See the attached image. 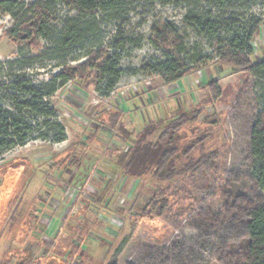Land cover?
<instances>
[{
  "label": "rangeland",
  "instance_id": "obj_1",
  "mask_svg": "<svg viewBox=\"0 0 264 264\" xmlns=\"http://www.w3.org/2000/svg\"><path fill=\"white\" fill-rule=\"evenodd\" d=\"M98 1L111 6L94 17L51 0H19L12 14L0 11V62H17L14 75L23 70L35 79H48L95 58L82 81L68 82L48 99L66 140H30L0 158V264H243L239 252L227 250L247 238L246 222L263 204L250 150L260 82L221 69L216 54L224 44L217 37L197 35L183 19L188 10H212L215 16H233L238 28L250 29L262 20L264 0H233L224 9L208 5L216 0ZM72 20L84 21L85 35L58 47ZM163 23L176 27L185 48L182 59L193 70L181 83L165 84L159 74L150 73L162 58L153 28ZM31 24L42 32L32 31L33 43L17 46L7 36L11 29ZM250 47L252 63L264 59V25ZM111 54H117L122 73L105 95L96 67ZM201 57L204 66L196 62ZM29 60L34 65L22 64ZM9 71L3 67L0 82L11 83ZM214 81L221 89L218 100L207 86ZM119 110L129 135L179 112L199 111L188 114L189 121L197 119L186 125L182 143L195 144L190 153L194 159L216 157L213 178L177 182L159 196L146 182L125 177L116 163L135 139L99 122L103 112ZM9 164L11 169L1 170ZM232 186L240 189L235 199L223 195ZM164 200L165 209L156 215L143 213Z\"/></svg>",
  "mask_w": 264,
  "mask_h": 264
},
{
  "label": "trees",
  "instance_id": "obj_2",
  "mask_svg": "<svg viewBox=\"0 0 264 264\" xmlns=\"http://www.w3.org/2000/svg\"><path fill=\"white\" fill-rule=\"evenodd\" d=\"M51 1L69 4L79 14L93 17L100 9L111 6L110 2L100 3L98 0ZM168 2L186 4L187 0H168ZM229 2H233V0H216L214 3L208 1V5L214 4L217 5L216 7L224 9L226 3ZM19 7V0H0V11L4 15L12 14L13 10ZM183 21L197 35L210 40L217 37L219 45L224 44L218 48L216 54L217 65L221 69L224 67L247 74L260 82L258 96L260 111L256 115L250 131V150L255 160L252 173L255 185L263 194V204L254 208L246 222L247 238L238 245H229L227 251L232 254L239 252L243 257V264H264V59L256 63L250 61L252 54L250 42L259 27L264 25V13L262 20H256L250 29L238 28V22L233 16H225V18L220 15L215 16L212 10L205 12L188 10ZM85 26L84 21L79 24L78 20L68 21L67 33L56 42L58 47L68 46L76 39L82 38L86 33ZM29 28L25 30L11 29L7 36L17 46L21 43H33L31 35L34 32L42 33L41 28L35 24H31ZM153 34L155 48L162 54V58L158 64L151 68L150 73L159 74L165 84L176 83L190 75L193 70H188L182 59L185 48L183 38L179 35L176 27L171 23L159 24L153 28ZM221 35H226V38L221 40ZM169 40H171L170 43ZM202 58H198L196 62L204 66ZM93 59L95 60L90 56L83 64L63 68L57 73L51 74L48 79L42 80L33 78V75H29L23 70L14 75L12 68L15 65L18 66L17 62H0V71L3 67L11 69V72L9 71L6 76L11 83L0 82V158L8 151L23 146L30 140H48L50 136L54 143L66 140L64 127L55 120V111L50 106L48 99L68 82L76 79L82 81L87 71L94 67ZM23 63L25 66L34 65L33 60ZM96 69L103 83L104 94H110L118 84L122 73L117 54H111ZM207 86L209 89L213 87L214 99L218 100L221 96V89L218 87L217 81L209 82ZM196 111L179 112L167 122L160 121V123L146 125L136 135H129L125 132L127 130L121 123L120 115L115 111L103 112L99 117V122L105 128L109 127L108 129L123 134L127 140L135 139L116 163L123 175L138 182H146L154 194L164 196V192L170 189L174 183L192 182L197 178H200L201 181H208L209 178H213L212 175L216 171V157L200 156L198 159H194L190 153L195 149V144L192 142L182 143L185 137L182 133H185L186 125L197 119L196 116L195 119L193 117L194 120L189 121L188 114H199V111ZM162 125V131L154 138V134ZM127 132L129 133V131ZM11 166L12 164H9L1 170L8 171ZM235 190L240 191L239 188L232 186L230 191L223 190V195L228 194L235 199L238 196ZM166 205L165 200L159 204L153 203L152 207H149L147 212L144 210L143 213L151 218L153 214L165 209ZM24 210L27 211L26 207L25 209L20 208L18 214ZM109 264L118 263L114 260Z\"/></svg>",
  "mask_w": 264,
  "mask_h": 264
},
{
  "label": "crops",
  "instance_id": "obj_3",
  "mask_svg": "<svg viewBox=\"0 0 264 264\" xmlns=\"http://www.w3.org/2000/svg\"><path fill=\"white\" fill-rule=\"evenodd\" d=\"M184 79V78H183ZM182 82V79L180 81H178V83H181ZM177 83V82H176ZM173 84V83H172ZM178 108V107H177ZM129 109V107H128ZM118 113V115H120V120H121V123L124 125V122H123V119H122V113L119 111H116ZM125 126V125H124Z\"/></svg>",
  "mask_w": 264,
  "mask_h": 264
}]
</instances>
